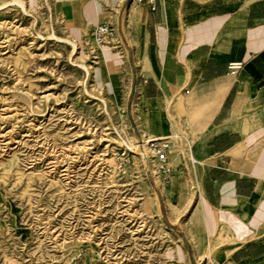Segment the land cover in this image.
Listing matches in <instances>:
<instances>
[{
  "label": "rangeland",
  "instance_id": "rangeland-1",
  "mask_svg": "<svg viewBox=\"0 0 264 264\" xmlns=\"http://www.w3.org/2000/svg\"><path fill=\"white\" fill-rule=\"evenodd\" d=\"M20 1L0 0V264H200L209 256L229 264V237L215 227L220 208L204 200L201 164L188 158L201 142L184 128L191 118L174 104L177 93L164 95L177 138L158 139L171 170L154 155L168 207L132 152L141 132L131 113L137 69L111 18L113 34L100 45L94 25L70 27L79 13L64 17L59 1ZM111 58L116 67H101Z\"/></svg>",
  "mask_w": 264,
  "mask_h": 264
},
{
  "label": "crops",
  "instance_id": "crops-1",
  "mask_svg": "<svg viewBox=\"0 0 264 264\" xmlns=\"http://www.w3.org/2000/svg\"><path fill=\"white\" fill-rule=\"evenodd\" d=\"M57 1L79 13L73 29L111 18L140 71L137 105L153 109L149 120L163 135L175 130L167 93L183 94L179 108L191 118L184 128L201 142L192 154L201 164L198 189L220 208L215 227L225 229L227 249L236 245L229 264H264V0H154L155 9L150 0ZM232 62L241 66L233 71Z\"/></svg>",
  "mask_w": 264,
  "mask_h": 264
},
{
  "label": "bare ground",
  "instance_id": "bare-ground-1",
  "mask_svg": "<svg viewBox=\"0 0 264 264\" xmlns=\"http://www.w3.org/2000/svg\"><path fill=\"white\" fill-rule=\"evenodd\" d=\"M14 1L17 2V4H19L20 6L22 5V1H20V0H14ZM67 41H69L71 44L72 52L76 53L77 49L79 47L78 44L72 40H67ZM94 42L96 44H99L95 40H94ZM83 67L87 68L85 65H83ZM136 78H137V82L135 84V89H134L133 96H132L131 113L138 119L137 122L141 123V132H140V138L135 139V141L133 143V147L135 148V150H133L132 152L141 158L145 167L148 166V168H149L150 172L152 173V176L154 177V179L157 182H159V187H160L161 191L163 192V194L165 195V198H166L165 199L166 205L169 207L170 201H169V198H168L167 192H166L167 191L166 182L163 180V178H161V176L159 174L158 167H157V165L155 163V159H154L155 154H154L153 149H151L152 147L150 146V142L152 140H158V139H161L162 142L166 141L167 139L169 141L176 140L177 134L171 132L168 135H163L160 132V127L158 128V125L155 127L151 124V122L149 120V111L150 110L152 111L153 109L148 110V112H142V109L137 105V100H138V97L140 95V86H141V83L139 80V78H140V71L139 70L137 71ZM159 99H160V101H162V96H159ZM182 99H183V94L177 92V96H176V98H174V104L179 106V103H180V101H182ZM166 102L168 103L169 99ZM166 109H168L167 105H166ZM170 125H171V128L175 127L174 123H172V122H170ZM157 128L159 129V131H155V129H157ZM124 144L126 145V143H124ZM163 146H166V145H163ZM165 151H167V150H165ZM188 158L192 164L195 162V159L193 158L191 152H188ZM162 166L164 167V169L166 171L171 170L170 165L167 162V159L162 163ZM184 229H185V231H184L185 235L191 241V244H192L194 251L196 252V254H199V246H198L196 240L193 238L189 226L185 227ZM235 247H236V245L231 246L229 250L226 248L225 249V256L229 257L230 252ZM204 261H205V259H204Z\"/></svg>",
  "mask_w": 264,
  "mask_h": 264
},
{
  "label": "built area",
  "instance_id": "built-area-1",
  "mask_svg": "<svg viewBox=\"0 0 264 264\" xmlns=\"http://www.w3.org/2000/svg\"><path fill=\"white\" fill-rule=\"evenodd\" d=\"M150 7L151 9H155V1L150 0ZM112 28L108 23H99L98 25L94 26L91 35L94 38V40L99 43L100 45H103L105 43L109 42V39L111 35L113 34ZM241 66L240 62H232L229 67L233 71L237 70ZM150 146L152 147L154 154H155V159L160 165V168H162V163L167 159L165 147L161 145V143L158 140H152L150 142ZM202 262V261H201ZM195 264H199L198 260L195 261ZM200 264H221L217 258L209 256V259L206 258L203 263Z\"/></svg>",
  "mask_w": 264,
  "mask_h": 264
}]
</instances>
